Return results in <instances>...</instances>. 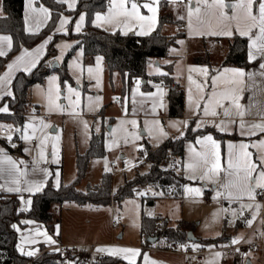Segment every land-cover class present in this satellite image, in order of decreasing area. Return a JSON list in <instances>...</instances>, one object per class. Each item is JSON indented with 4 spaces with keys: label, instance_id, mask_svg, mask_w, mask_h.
Here are the masks:
<instances>
[{
    "label": "rangeland",
    "instance_id": "374dc122",
    "mask_svg": "<svg viewBox=\"0 0 264 264\" xmlns=\"http://www.w3.org/2000/svg\"><path fill=\"white\" fill-rule=\"evenodd\" d=\"M168 1L174 17L185 19L186 39L191 42V48L192 45L205 38L213 63L222 58L223 52L227 48L226 43L219 44L213 38H216L217 35L226 37L228 35L223 33L227 31H231L232 35L250 31L251 19L246 16L243 8L238 6L241 0H233L237 7H231L232 1L224 0V3L229 7L223 10L214 3V0ZM131 2L133 0H129L126 5L129 9ZM135 2L143 4L150 0H135ZM160 2L161 0L158 4L153 5L157 8L154 21L152 19L140 20L126 15L119 7L121 0H111L110 6L104 14L99 16V20L110 24L108 26H111L112 29L102 26L109 30L120 29L123 32L134 31L137 34L141 32L152 34L158 25ZM244 2L246 3L247 0ZM222 12L224 15L221 14ZM139 13L149 18L153 15L143 7L139 8ZM94 23L100 25L96 20ZM164 31L166 33L174 32V24L168 23ZM75 42V39L63 38L56 45L55 61H59L60 65L66 64L69 78L62 82L57 70L47 75L42 82L33 84L29 92V102L36 104L37 109H26L27 113L24 114L23 121L19 124L23 130L22 135L19 137L5 135V137L16 149L15 154L21 161L32 163L35 167H39L38 170L54 169L53 183L55 179L56 183L66 184L73 181L77 175V154L87 150L93 134H101L106 152L102 156L91 158L79 188L85 190L87 184L99 182L104 171H111L113 173V190H116L127 179L135 177L137 173H145L149 170L150 163L141 152L144 141L148 140L152 148H157L170 132L177 129L179 120L163 115H149V111L142 106L140 101L136 102V97L133 95L129 102L126 93L122 90L121 72L118 70L108 71L103 55H97L94 62L87 63L83 48L78 47L68 57L67 54ZM181 42V49H183L185 41L181 40ZM171 49L172 54L176 53L173 52L174 47ZM178 52L183 53V51ZM168 59H153L148 63V73L164 72ZM183 61V57L180 56L176 57L174 63L175 77L180 81L182 79L179 76L183 75ZM141 85L142 81L140 80L138 86L141 87ZM69 86L79 92L78 103H75L77 100L75 93L69 92ZM116 96H119L121 100L116 101ZM202 98L201 102L204 100L208 102L209 97L206 93ZM7 113L0 112V114ZM133 121H135L134 124ZM178 135L180 133H177L176 136ZM208 135L213 137L212 133H206L202 138L198 136L196 140L186 142L182 163L184 167L181 170L186 177L193 180V183L189 182L185 186L181 198L159 196L153 204H150L144 200V197L158 196L161 194V190L152 185H138L133 196L125 197L120 202L82 204L68 200L63 204L55 203L52 210L58 218V223L62 225L63 231L75 238L77 242L94 244L113 240L115 241L114 247L123 245L127 249L135 251L142 248L141 244H145V237L141 233L143 214L168 217L169 224L173 226L178 220L187 219L194 223L193 229L195 228L197 233L208 237H216L221 234L226 217L227 225H231L236 218H241L238 214L243 213L245 209L252 216H256L264 203L257 196L255 199H250L245 192L237 196L227 195L221 189L223 176L221 169L223 164L228 165L230 160L232 166H243L236 159L237 154L242 151V145H247L243 151L251 153L250 159L253 161H257L258 156H264V147H256L258 146L256 142L251 145L248 141L244 143L243 140L230 138L226 139L224 145L221 139L213 137L220 146L221 168L218 172L211 173L207 172L211 166L210 163L206 165L202 160L203 155L209 153V146L207 142L197 143L198 140H203ZM9 136L11 139H8ZM24 136L31 137V139H23ZM14 138L16 140H13ZM42 140L44 143H41ZM3 148L5 149L4 145L0 143V149ZM112 160L116 162V166L111 165ZM189 165L195 167L189 168ZM258 171L259 169L253 173L254 177L257 176ZM206 173L207 175H205ZM190 189H199V194L190 191ZM226 200L227 203H225ZM118 217L121 219L118 220ZM121 232L123 237L119 238L118 235ZM243 232H245V228H240L237 231L238 234H235L234 237L235 241L243 236ZM223 236L225 239L227 238L225 241L223 240L224 242L200 244L209 245L210 248L216 245H227L229 236L226 231ZM261 238L264 240V234ZM154 243L145 244L158 247L146 250L152 258L171 261L175 264H187L185 256L181 252L185 248L184 245L178 247L176 244L178 248L174 246L169 248L179 251H166L159 249H168L163 238ZM247 249L248 247H245L241 251L240 258L235 253L224 257L222 250L210 249L204 253L203 261L199 264H247L248 260L252 264H264L262 245H251L248 251ZM71 256L82 258L84 264H92V261L99 260L102 254L98 251L82 254L71 252L67 257ZM125 256L131 259L134 257L131 253H125ZM136 258L138 257L136 256L135 260ZM153 263L155 262L153 261Z\"/></svg>",
    "mask_w": 264,
    "mask_h": 264
},
{
    "label": "trees",
    "instance_id": "16d2710c",
    "mask_svg": "<svg viewBox=\"0 0 264 264\" xmlns=\"http://www.w3.org/2000/svg\"><path fill=\"white\" fill-rule=\"evenodd\" d=\"M39 1L50 8L51 17L39 32L29 33L24 26V0H3L4 13L0 15V32H8L12 35L13 45L4 56H0V73L5 69L7 62L23 47L31 48L51 34H53V38L48 44L45 55L33 69L28 72L21 70L15 75L12 83L13 94L4 95L0 100V107L6 104L9 110L7 114H0L1 121L20 124L29 104L31 86L36 82H42L51 72L58 70L62 82L69 78L65 63L53 67L57 54V42L63 38L76 40L67 54L68 57L78 47L83 48L87 63L94 62L97 55H103L108 71L118 70L121 72L124 91L130 89V83L134 78H140L146 89L151 88L150 81L163 82L168 89V115H183L184 87L176 81L173 75V62L165 64L166 72L162 74L151 75L147 69L149 62L168 56L171 46L177 45L178 40L186 36L185 19L183 17L174 18L168 0L160 2L156 31L145 35L108 30L95 24V16L108 8L110 0H78L73 9H68L66 4L61 3L60 0ZM82 12L86 15L84 27L80 32H75V20ZM62 14H68L71 17L67 33L55 32ZM168 23L174 24L175 31L173 33H164V26ZM226 39L228 49L221 65L241 67L251 65L252 62L248 59L249 37L235 34L226 37ZM204 47V52L194 56V60L208 64L210 63V54L206 45ZM209 131H213L217 137H223L222 133L209 126L195 128L194 119H191L183 134L168 138L157 148H152L149 141L145 140L141 152L150 163L149 170L145 173H137L135 177L127 179L116 190H113V173L111 171H104L100 181L95 184H87L85 190L79 188L91 158L102 156L106 152L103 136L93 134L87 150L77 154L75 179L66 184L61 183L56 187L53 183V174H51L44 188L32 195V205L29 210L25 211L21 208V200L17 193L0 192V264H84L82 258L65 257L54 248L46 249L38 255L20 253L16 247L18 233L13 228V224L15 222L21 224L22 218H30L43 222L49 231L54 232L56 218L52 210L53 204H63L68 200L82 204L120 202L125 197L133 196L136 187L144 184L155 186L161 190V194L158 196H145L144 200L147 203L153 204L159 196L181 198L185 185L193 181L186 178L181 170H175L174 166L183 159L186 142ZM0 143L8 152L16 151L5 135L0 134ZM193 227L194 223L187 219H180L173 226L163 216L143 214L141 218V233L145 237V244H151L148 240L150 236L157 237V241L163 238L166 248L189 242L188 233ZM226 239L222 234L216 237L201 238L199 242L218 244ZM121 261L112 255L102 254L101 258L92 261V264H120ZM135 264H142V262L138 260Z\"/></svg>",
    "mask_w": 264,
    "mask_h": 264
},
{
    "label": "crops",
    "instance_id": "0c3cea01",
    "mask_svg": "<svg viewBox=\"0 0 264 264\" xmlns=\"http://www.w3.org/2000/svg\"><path fill=\"white\" fill-rule=\"evenodd\" d=\"M77 2L78 0H67L65 4L68 9H73L76 7ZM230 5H234L233 0L230 3ZM45 9L47 11H45ZM106 10L104 12H106ZM104 12L98 13L95 16L94 21L96 20L101 25V27L104 26L106 28L112 29L111 26H108L110 24H107L106 22L103 21L100 22V20L97 19V17L101 16V14H104ZM3 13H4L3 0H1L0 15H3ZM253 14L254 15L257 14V9L255 4L253 7ZM23 15H24L25 30L29 33H36L39 32L42 28H44L48 23L51 17V10L47 5H45L39 0H33L31 6L29 5V0H24ZM80 16H84V21L82 24L80 23V19H79ZM177 18L179 17H176L175 19ZM70 19H71L70 15L62 14L55 28V32L67 33L69 30L68 26ZM65 20H67L68 22L64 23L62 26V22ZM85 21H86V15L84 12H82L75 20L74 31L80 32L84 27ZM254 23L255 22L251 20V22L249 23L250 35H246L249 37L248 59L249 61L252 62V64L249 65L248 67L221 65L222 59L228 49L226 37H230V36L224 37L221 35H217L216 38H213L219 44L226 43L227 45L226 50H224L223 52L222 58L219 61H216L215 63L212 62L211 52L207 48L205 38L199 41L200 43L198 42L192 45V48L190 46L191 42L190 41L188 42L186 36L185 38L179 39L177 45L171 46V48L174 47L173 52L176 53L172 54L171 53L172 49L170 48L169 55L163 58H169L166 63L173 62L174 77H175L174 63L176 61V57L182 56L184 59L183 75L179 76L181 77L182 80L180 81L175 77L176 81L179 82L184 87L185 104H184V112L182 116L168 115V99H167L168 89L163 82L150 81L151 88L148 89L144 88L143 85L139 87L137 83L135 86H131L130 89L124 91L123 79H122V90L124 93H126V97L129 102L133 95V97H136V102L140 101L142 106L145 107L147 111H149L150 113L149 115H153V116L163 115L174 118V120H179L177 122V129L173 132H170V134H168V136L165 138L164 141H166L168 138L176 137L177 133H180V135L183 134L189 121L191 119H194L195 128L200 129L209 126L212 127L214 130L223 134V137H217L213 131H209L203 134H199L197 135V137L201 136L202 138L203 136H205L206 133H212L213 137H215L216 139H221L224 145L226 143V139L230 138L235 140H243L244 143L248 141L249 143H251V145L254 144V142H256L258 143V146L256 147H260L261 142L264 141V132H261L259 128L252 130L250 127H248L252 124H264V68L260 67L261 64H264V55H261L257 51V49H254L252 47V40L256 39V37L259 35L258 27H252ZM77 24H80L79 31L76 30ZM115 30H120V29H115ZM131 33H136V32L133 31ZM164 33L166 32L164 31ZM166 34H170V33H166ZM2 36H8L11 38L10 47H9V42L0 41V50H3L5 53H7L13 45V38L12 35L8 32H0V37ZM49 38L52 39L53 34L49 35L48 37H46L45 39H43L42 41H40L38 44H36L31 48L23 47L16 55H14L7 62L5 69L0 73V100L5 95V93L13 94L12 83L17 72L21 70L28 72L34 68L31 67V63L33 61L36 62V65L39 63V61L42 59V57L45 55L47 51L48 44L51 41V39ZM181 40L185 41V45L183 49H181L182 47ZM259 43L260 41L257 42V47L259 46ZM204 45H206V48L210 54V63L208 64L199 63L194 60V56L200 55L204 52L205 49ZM178 51L180 52L183 51V53H179ZM253 56H255V58H253ZM18 57H23V59L18 61L17 59ZM10 64L13 65V68L11 70H9L8 68ZM233 70L243 71L244 76L240 77L236 75V73ZM165 72L166 69L162 73ZM162 73H149V74L154 75V74H162ZM211 90H213L212 93ZM204 93H206V95L209 97L208 102H206L205 100L204 102H201V100H203L202 97ZM29 104H34V103L29 102ZM236 105H239V108H237ZM2 107L8 108L6 104L3 105ZM205 109H207L209 115L204 114ZM225 110L229 111L230 115L225 116L224 115ZM212 111H215L217 114L215 116L211 115L210 113ZM237 112H242L244 115L242 117L237 116L236 115ZM1 122L3 121H0V123ZM241 122H243L246 125L244 129L239 128V124ZM197 137L194 140H196ZM0 150H2L0 151V162H2L0 163V167H3L5 169V171L2 174H0L2 175V178H0V192L17 193L21 200V208L27 211L30 209L32 205V195L36 193V191L33 190L32 192H29L26 189L30 186L41 185L42 186L41 190H42L46 185L50 175L53 174L54 177V172H53L54 169L45 168L44 170L43 169L38 170L37 168L39 167H35V165H33L32 163L21 161L17 157L15 152L12 153L8 152L4 148ZM122 155L124 156V154ZM6 157H11V159L16 162L17 168L20 170V172H23L24 175L21 176L19 175L18 172H13V174H9L8 169L11 168V165H9L5 161ZM183 160L184 157L179 161L183 163ZM242 168L243 166H232L229 168L226 163L223 164L221 169L223 173L221 189L225 191L227 195H229V193H231L232 196H237L242 194L243 191H241V189L243 188V184H244L243 177L245 175ZM16 179L19 180V184L14 183V180ZM188 179L191 180L190 178ZM60 184L61 183H56L54 179V185L56 187H58ZM16 187H19L21 191L19 192L8 191L9 188H16ZM26 201H30V203H26ZM225 203H227V200L225 201ZM259 213L256 216L255 215L252 216V214H250L245 209L243 213L241 212L238 214L241 216V218H236V220L231 225H227V217H226L220 235H222L226 231L227 235L229 236L227 242L230 243L235 241L234 237L235 234L236 235L238 234L237 231L240 228H245V232H243V236L239 238L237 241L246 240V242L252 243L262 240L263 243H262L261 251L263 252L264 240L261 237L264 234V230H262L259 224H255V221ZM166 219L170 221L168 217H166ZM25 221H30V223H24ZM13 228L18 233V239L16 244L17 250L20 253L26 255L28 252L34 253L33 255H38L44 250L51 248L53 249L58 245L86 244V243L77 242L75 238L69 236L68 233L64 232L62 229V225L58 223V218H56L55 221L54 232L49 231V229L43 222H39L37 220L30 218H22L21 224L19 222H15L13 224ZM191 231L193 232V237H195L196 240H190L186 244H177L178 247L180 245H184L185 247L187 244H200L201 242H199V239L208 238V236H203L202 234L197 233L195 228L194 229L192 228ZM49 237H51V240H49ZM122 237H123V233H122ZM52 241H55V243H52ZM87 244H91V243H87ZM93 245H96V251H98V249L106 250V251H98L101 252V254L112 255L116 258L121 259L122 261L120 264H124V263L135 264L138 262V260L141 259H142L141 260L142 264H150L153 263V261L155 262L153 264H175L171 261H162L160 259L157 260L152 258L149 255L148 251L146 250L152 247L158 248L155 247V245L147 246L144 243L141 244L142 248L135 250L139 254L135 255L132 259L130 257L127 258V256H125L126 252H114L113 250L127 249V248L123 245L114 247L115 241L113 240L104 243H94ZM174 247H176V245ZM250 248L251 247H248L247 251ZM159 249H163L166 251H175L174 249L172 250L169 248L168 249L159 248ZM136 256L138 258H136L135 260ZM236 256H238L239 258L241 257V255H236Z\"/></svg>",
    "mask_w": 264,
    "mask_h": 264
},
{
    "label": "snow or ice",
    "instance_id": "6c2138e0",
    "mask_svg": "<svg viewBox=\"0 0 264 264\" xmlns=\"http://www.w3.org/2000/svg\"><path fill=\"white\" fill-rule=\"evenodd\" d=\"M61 3H66L67 0H60ZM129 0H121V3L119 5V7L124 11V13L132 18H137L140 20H147V19H152L153 21L155 20V15L157 12V8L154 7V4H158L159 0H150V2H146L143 4H138L137 2H135V0H133V2H131L130 5V9L126 7V5L128 4ZM33 3V0H29V5L31 6ZM214 3L216 5L219 6V8L221 10H223L226 7H229V5H226L224 3V0H214ZM256 5V9H257V14L254 15L253 14V5ZM239 7L243 8L244 12L246 13V16L248 18H250L253 22H255L252 27H258L259 29V35L256 37V39L252 40V47L254 49H257V51L261 54L264 55V0H247V2L245 3L244 0H241V3L238 5ZM143 7L145 9H147L149 12H151L153 15L151 18L149 17H145L143 15H140L139 13V8ZM231 7H237V5H232ZM45 11H47L45 9ZM196 11H199V9H196ZM222 15H224V13H221ZM100 17L98 16L97 19H99ZM80 23L82 24L84 21V16H80ZM68 21L65 20L62 22V26L64 23H67ZM76 30L79 31L80 30V24L76 25ZM140 34H147L144 32H141ZM224 35H228L231 36L232 32L231 31H227L225 33H223ZM241 35H250V31L249 32H241ZM51 39V38H49ZM0 41H7L9 42V47L11 46V38L8 36H2L0 37ZM260 41L259 46L257 47V42ZM6 53L3 50H0V56H4ZM253 58H255V56H253ZM18 61L22 60L23 57H18L17 58ZM36 66V62L33 61L31 63V67H35ZM261 68H264V64L260 65ZM9 70H11L13 68V65H9L8 66ZM236 75L243 77L244 76V72L241 70H233ZM89 72H91V69H89ZM53 79H55V77H53ZM69 92H73L75 93L77 100L75 101V103L79 102V92H77L75 89L71 88V86H69L68 88ZM5 95H11V93H5ZM237 108H239V105H236ZM0 112H8V108L6 107H0ZM204 114L205 115H209V112L207 111V109L204 110ZM211 115L215 116L217 113L215 111H212L210 113ZM224 115H230L229 111L225 110ZM237 116H243L244 114L242 112H237L236 113ZM133 124L135 123V121L132 122ZM31 126V125H30ZM45 127H47V125H45ZM246 127V125L241 122L239 124V128L240 129H244ZM252 130L259 128L261 130V132H264V124H252L250 126ZM243 134V133H242ZM23 139H31V137L28 136H24L22 137ZM8 139H11V137L9 136ZM46 139V138H45ZM58 139V137H57ZM207 142L208 146H209V153L203 155L202 160L204 164H209L210 163V167L207 169V172H211V173H216L219 171V169L221 168V164H220V155H219V144L217 143L216 140L213 139V137L211 135H208L206 137L203 138V140H198L197 143H204ZM41 143H44V141L42 140ZM231 147V145H230ZM247 147V145H242L241 149L242 151L240 153L237 154L236 159L238 161L239 164L243 165L242 170L244 171L245 175L243 177L244 180V184H243V188L241 189V191L247 193V195L249 196L250 199H255L257 193H256V189H264V156H258L257 157V161H253L250 159L251 157V153L243 151V149H245ZM260 147H264V141L261 142ZM2 151V150H0ZM211 157V159H210ZM5 161L11 165V168L8 169L9 174H13V172H18L19 175H24L23 172H20V170L17 168L16 166V162L13 161L11 159V157H6ZM2 163V162H0ZM195 166L193 165H189V168H194ZM228 167H232L231 164V160L229 161ZM257 169H259L257 176H253V173L257 171ZM5 171V169L3 167H0V174H2ZM207 175V173L205 174ZM0 178H2V175H0ZM14 183L19 184V180L16 179L14 180ZM42 186L41 185H34V186H30L28 187L26 190L29 192H32L33 190H35L36 192L41 191ZM8 191H15V192H19L21 191V189L19 187L16 188H9ZM190 191H195L197 194H199V189H190ZM229 195H231V193H229ZM26 203H30V201H26ZM235 214V213H234ZM24 223H30V221H25ZM49 240H51V237H49ZM238 241H233V243H237ZM52 243H55V241H52ZM98 251H106L105 249H98ZM114 252H126V253H131L133 256L137 255L138 252L131 250V249H119V250H113ZM34 253L32 252H28L27 255H33Z\"/></svg>",
    "mask_w": 264,
    "mask_h": 264
},
{
    "label": "built area",
    "instance_id": "2783aa9c",
    "mask_svg": "<svg viewBox=\"0 0 264 264\" xmlns=\"http://www.w3.org/2000/svg\"><path fill=\"white\" fill-rule=\"evenodd\" d=\"M141 79L134 78L130 86H135ZM120 97H116V101H119ZM27 109L36 110V104H29ZM27 112H24L26 114ZM1 121V120H0ZM0 125V134L2 135H10V136H20L23 134V130L21 126L17 123H13L12 121L1 122ZM34 141V139H32ZM112 166H116L115 161H111ZM182 162L178 161L174 166L175 170H181ZM257 198L260 199L264 203V189H258L256 191ZM118 220L121 217L117 218ZM255 224H259L262 230H264V206H262L261 211L255 221ZM113 243V242H112ZM263 241L259 240L256 242L248 243L246 240L238 241L237 243L230 242L227 245H216L215 247L210 248L209 245H201V244H187L185 248L181 251L184 256L187 264H198L203 260V255L206 251L210 249H220L224 252L225 256L232 254H241V251L244 250L245 247H251V245H262ZM54 249L60 251L65 257L68 256L69 253H84V252H96V245L93 244H76V245H58ZM175 251H179L175 249Z\"/></svg>",
    "mask_w": 264,
    "mask_h": 264
},
{
    "label": "water",
    "instance_id": "95a60500",
    "mask_svg": "<svg viewBox=\"0 0 264 264\" xmlns=\"http://www.w3.org/2000/svg\"><path fill=\"white\" fill-rule=\"evenodd\" d=\"M59 65H60V64H59V61H55V62L53 63V67H56V66H59ZM118 237L121 238V237H122V233H120V234L118 235ZM188 238H189L190 240H196V238L193 237V232H192L191 230H190L189 233H188ZM148 240H149L150 242L154 243V242L157 241V237H152V236H150V237H148ZM247 264H252V262H251L250 260H248V261H247Z\"/></svg>",
    "mask_w": 264,
    "mask_h": 264
}]
</instances>
